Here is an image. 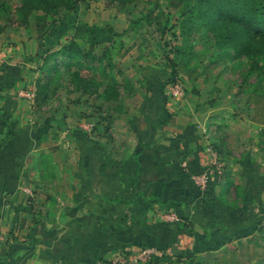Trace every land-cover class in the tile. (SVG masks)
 <instances>
[{
  "label": "crops",
  "instance_id": "crops-1",
  "mask_svg": "<svg viewBox=\"0 0 264 264\" xmlns=\"http://www.w3.org/2000/svg\"><path fill=\"white\" fill-rule=\"evenodd\" d=\"M71 19L7 45L0 59V264H108L145 245L157 248L153 264H246V199L258 196L264 176L250 159L260 147L256 137L239 142L240 153L227 145L231 130L212 97L172 92L178 81L167 67L138 59L128 60L132 74H114L119 91L108 101L65 86L38 106L17 95L34 83L21 59L28 51L37 61L71 37L99 53L120 34V16L107 29ZM207 167L199 188L193 176ZM235 177L251 182L231 203Z\"/></svg>",
  "mask_w": 264,
  "mask_h": 264
},
{
  "label": "rangeland",
  "instance_id": "rangeland-1",
  "mask_svg": "<svg viewBox=\"0 0 264 264\" xmlns=\"http://www.w3.org/2000/svg\"><path fill=\"white\" fill-rule=\"evenodd\" d=\"M177 12L169 0H138L134 4L125 5L108 3L106 0H83L64 15L61 24L55 26L68 27V21L79 16L82 20L91 17V21L107 29L109 18L112 15L120 16L115 27L121 30L120 34L112 38L114 46L110 50L112 66L109 68L115 75L120 71L119 76L132 74L134 67L128 64L131 59L166 64L163 53L168 51L169 45L181 43L184 51H189L191 56L176 74L178 89L185 92L196 91L200 99L212 97L216 101L217 108L221 110L222 117L231 130L225 134V141L234 152L240 153L239 142L242 141L241 144L245 145L256 137L260 151L252 156L250 162L257 172L262 173L260 168H264V135L259 138L257 134L264 133V53L231 57V49L226 47L220 50L214 46L203 28L193 29L185 35L177 34ZM36 22V18L30 14L25 25L12 24L0 32V59L6 54L7 45H19L22 39L27 42L29 38L38 37L54 26L45 24L38 28ZM41 22L39 20L37 24ZM28 52L21 59L29 61L27 76L34 79L38 73L37 61L33 59L36 53L33 50ZM83 72L86 73V70L83 69ZM19 88L34 90V83ZM64 88L62 85L58 91H63ZM234 180L236 185L228 195L231 203L239 201L240 188L247 182L238 177ZM258 182V196L246 199L249 241L243 245L246 249L243 250L242 258L246 264H264V176ZM238 244L231 246L235 249ZM239 252L238 250L237 253Z\"/></svg>",
  "mask_w": 264,
  "mask_h": 264
},
{
  "label": "trees",
  "instance_id": "trees-1",
  "mask_svg": "<svg viewBox=\"0 0 264 264\" xmlns=\"http://www.w3.org/2000/svg\"><path fill=\"white\" fill-rule=\"evenodd\" d=\"M82 1L0 0V32L12 24L25 25L30 14L36 18L38 28L45 24L59 25L64 21V15ZM106 1L125 5L134 4L138 0ZM169 2L178 11L175 18L177 34L185 35L193 29L203 28L214 46L220 50L226 47L231 49V57L264 53V0H169ZM39 20L42 22L37 24ZM112 47V44L104 45L99 53H95L91 44L82 47L71 37H65L56 41L53 47L43 49L36 64L38 73L34 78V104L36 106L44 104L49 94L62 85L69 87L68 90L85 93L93 99L108 101L114 98L119 91L120 83L109 69L112 66L110 60ZM190 56L191 53L185 52L181 43L169 45L168 51L163 53L169 80L176 79L178 70L183 69ZM262 70L264 72V64ZM101 119L108 121L109 114H103Z\"/></svg>",
  "mask_w": 264,
  "mask_h": 264
},
{
  "label": "built area",
  "instance_id": "built-area-1",
  "mask_svg": "<svg viewBox=\"0 0 264 264\" xmlns=\"http://www.w3.org/2000/svg\"><path fill=\"white\" fill-rule=\"evenodd\" d=\"M172 92L178 91L177 84L173 85ZM18 96L25 97L30 102L33 100V90L26 88H19L16 90ZM83 126L86 129H91L93 123L91 121H85ZM209 164L212 165L213 172L219 174L221 171V163L216 159L214 152L211 153ZM210 169L207 167L201 172L193 176L194 183L199 188H204L209 178ZM3 239V235L0 234V240ZM157 253V248L154 245H145L137 247L129 252L116 253L108 262V264H136V263H152V257Z\"/></svg>",
  "mask_w": 264,
  "mask_h": 264
}]
</instances>
